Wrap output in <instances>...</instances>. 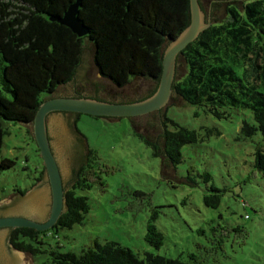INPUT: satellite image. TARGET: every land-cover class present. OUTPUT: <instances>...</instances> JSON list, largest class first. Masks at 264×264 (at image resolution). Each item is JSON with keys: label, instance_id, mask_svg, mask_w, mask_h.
Segmentation results:
<instances>
[{"label": "trees", "instance_id": "1", "mask_svg": "<svg viewBox=\"0 0 264 264\" xmlns=\"http://www.w3.org/2000/svg\"><path fill=\"white\" fill-rule=\"evenodd\" d=\"M71 2L0 0V146L8 133L7 122H31L38 105L70 82L73 65L86 41H93L92 63L97 73L115 87L128 83L131 75L150 76L157 82L164 45L189 21L188 0H80L77 16L87 33L77 36L49 19L61 16ZM224 11L223 19L210 23L179 52L186 71L173 81L172 91L217 119L226 118L230 111H245L252 120H241L237 138H249L256 131L264 137V0L228 3ZM160 126L161 150L174 168L181 162V146L195 142L196 133L166 116L164 108ZM75 131L87 148L88 159L75 171V182L64 194L65 212L45 231L13 228L7 240L17 250L38 255L48 232L81 223L88 211L87 196L82 192L90 189L92 183L86 173L98 162L76 125ZM133 133L159 157L149 141ZM13 164V159L1 157L0 173ZM252 166L264 175V154L259 149L253 152ZM35 171L38 182L42 165ZM203 176L209 178L208 173L203 172ZM28 183L32 182L25 186ZM25 186L12 191L23 194ZM210 191L202 199L204 205L214 208L220 190L212 187ZM155 217L156 212L146 223L144 241L157 248L162 235L153 223ZM47 253L49 264H193L159 254L139 257L114 241H94L78 252Z\"/></svg>", "mask_w": 264, "mask_h": 264}, {"label": "rangeland", "instance_id": "2", "mask_svg": "<svg viewBox=\"0 0 264 264\" xmlns=\"http://www.w3.org/2000/svg\"><path fill=\"white\" fill-rule=\"evenodd\" d=\"M185 71L184 64L173 81ZM164 110L196 133L195 142L181 146V162L172 168L176 176L186 181L189 177L193 186L159 177V157L132 132L126 117L107 121L79 114L76 128L98 162L86 173L90 189L82 192L89 208L81 223L48 232L46 245L38 247L43 253L25 252L33 264H49L47 251L78 252L94 241L117 242L139 257L151 253L193 264H264V175L252 166L254 150L264 154V137L256 131L249 138H237L241 120H252L249 113L230 111L217 119L187 103L182 108L168 104ZM6 128L0 158L13 159L14 164L0 173V200L27 193L12 190L37 183L35 167L42 165L27 128L15 122H7ZM212 187L220 190L214 208L202 199ZM154 212L153 223L162 235L157 248L144 241Z\"/></svg>", "mask_w": 264, "mask_h": 264}, {"label": "water", "instance_id": "3", "mask_svg": "<svg viewBox=\"0 0 264 264\" xmlns=\"http://www.w3.org/2000/svg\"><path fill=\"white\" fill-rule=\"evenodd\" d=\"M80 0L69 3L62 15L49 19L68 27L77 36L87 27L77 16ZM241 0H188L189 21L175 38L166 42L160 54L158 81L150 76L131 75V80L115 88L107 78L99 77L93 65V41L82 45L73 65L70 82L53 91L36 108L32 121H17L28 130L41 159L38 182L20 196L12 194L0 200V264H33L27 253L13 250L7 238L13 228L36 231L51 228L65 212L63 191L75 179V170L82 164L87 148L74 133L77 114L116 121L126 117L131 130L149 141L159 162V177L176 183L193 185L176 176L161 150L163 131L160 115L170 104L182 108L185 102L172 91L173 80L182 74L184 63L179 52L210 23L224 16V6Z\"/></svg>", "mask_w": 264, "mask_h": 264}, {"label": "flooded vegetation", "instance_id": "4", "mask_svg": "<svg viewBox=\"0 0 264 264\" xmlns=\"http://www.w3.org/2000/svg\"><path fill=\"white\" fill-rule=\"evenodd\" d=\"M97 75H98V73H97ZM98 76H99V75H98ZM99 77H100V76H99ZM66 85H67V84H66ZM60 88H62V87H60ZM75 121H76V117L74 118V122H73L74 133H75V134L81 139V137L79 136V134L75 131ZM81 140H82V139H81ZM87 155H88V152H87V154H86V156H85L86 159H88ZM85 158H84V159H85ZM78 168H79V167H78ZM78 168H77V169H78ZM77 169H76V170H77ZM76 170H75V171H76ZM74 173H75V172H74ZM74 182H75V181L73 180V182L69 185V187H66V188L64 189V191H63V201H64V194H65V192L68 191V190L73 186ZM34 184H36V183H33V182H32V183H28V184L25 186V188H24V193L27 192V191L30 189V187L32 188V186H33ZM49 229H50V228H49ZM47 230H48V229H47ZM7 241H8V240H7ZM8 243H9V241H8ZM9 244H10V243H9ZM10 246L12 247L11 244H10ZM12 248L15 249L14 247H12ZM40 251H41V250H40ZM40 251H39V253H43V252H40ZM22 252L25 253L26 251H22ZM39 253H38V254H39Z\"/></svg>", "mask_w": 264, "mask_h": 264}]
</instances>
